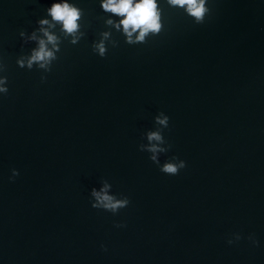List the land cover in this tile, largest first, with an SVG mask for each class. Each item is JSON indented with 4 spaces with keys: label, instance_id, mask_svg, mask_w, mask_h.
I'll return each instance as SVG.
<instances>
[{
    "label": "water",
    "instance_id": "1",
    "mask_svg": "<svg viewBox=\"0 0 264 264\" xmlns=\"http://www.w3.org/2000/svg\"><path fill=\"white\" fill-rule=\"evenodd\" d=\"M63 2L0 0V264H264V0H207L201 24L157 0L164 28L138 44L102 0H67L72 44L48 13ZM41 27L50 72L17 64ZM161 112L178 175L139 148ZM105 181L118 213L92 207Z\"/></svg>",
    "mask_w": 264,
    "mask_h": 264
},
{
    "label": "clouds",
    "instance_id": "2",
    "mask_svg": "<svg viewBox=\"0 0 264 264\" xmlns=\"http://www.w3.org/2000/svg\"><path fill=\"white\" fill-rule=\"evenodd\" d=\"M166 2L170 7L183 9L197 24L203 23L210 11L207 6V0H166ZM101 7L105 12L123 17L119 23L115 24V27L119 30L122 26L128 44L146 43V38L149 35H158L164 28L163 9L159 6L157 0H102ZM48 13L55 24L62 25V31L66 36L73 37L71 43H78L79 36L77 34L80 32L79 21L82 16V10L65 0L63 3L52 4L48 9ZM39 23L41 26L50 24L47 19L41 20ZM107 23L112 25L114 22L108 20ZM55 24H51V26L55 27ZM41 31L46 39H39V46L33 50L30 57L17 60L19 67L32 69L33 65H38L45 72L52 70V62L58 59L56 53L60 50L58 37L49 32L47 28L41 27ZM136 33L138 35H135V38H133ZM24 34V31L20 32L21 36ZM80 35H83V33H80ZM109 35L110 33L104 32V39H107ZM31 39H37L35 33ZM49 44L53 45L52 49H49ZM94 51L101 57L106 55L107 49L104 40L94 45ZM46 78V76L41 77L42 80H46ZM7 83L8 78L6 76L0 77V93H8ZM169 120L170 118L163 112L157 115L155 122L158 127L156 130L146 133L148 143L140 144L139 148L141 151L151 153L150 159L160 166V170L163 173L178 175L180 170L186 167V162L180 160L178 157H172L163 165H160V155L167 153L171 148V144L168 143L163 135V129L169 126ZM18 175L19 171L13 169L12 178ZM111 187L112 185L105 181L104 187L101 190L92 189L91 195L94 198L92 207L104 209L115 214L130 204V199L126 196L118 198L116 195L109 194ZM121 226L123 225H117V227ZM240 238L239 235L236 236V240ZM249 238L251 239L252 237ZM228 242L230 244L233 243L232 240Z\"/></svg>",
    "mask_w": 264,
    "mask_h": 264
}]
</instances>
